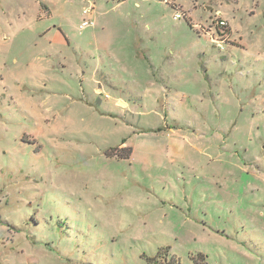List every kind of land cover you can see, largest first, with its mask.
I'll list each match as a JSON object with an SVG mask.
<instances>
[{
	"label": "rangeland",
	"instance_id": "obj_1",
	"mask_svg": "<svg viewBox=\"0 0 264 264\" xmlns=\"http://www.w3.org/2000/svg\"><path fill=\"white\" fill-rule=\"evenodd\" d=\"M43 2L0 0V264H264V0Z\"/></svg>",
	"mask_w": 264,
	"mask_h": 264
},
{
	"label": "trees",
	"instance_id": "obj_2",
	"mask_svg": "<svg viewBox=\"0 0 264 264\" xmlns=\"http://www.w3.org/2000/svg\"><path fill=\"white\" fill-rule=\"evenodd\" d=\"M221 21H223V20H220V19L218 20L219 28L217 27L218 34H220V36L222 35L220 32V28H224V26L220 25ZM132 151H133V149L131 147H126V148H121V152L119 154H118L117 149H114V150L110 151L108 153V155L111 157H116L115 155H118L119 158L126 159V158L130 157V155L132 154ZM122 153H125V154H122ZM170 250H171V248L169 246H166L164 248H160V250L158 251V253L155 256H148L146 253H143L142 258L150 264H157L158 262L160 264H175V263H177V259H175V258L169 259ZM199 258L202 259V261L204 262L203 264H206V262H205L206 258L204 255H199Z\"/></svg>",
	"mask_w": 264,
	"mask_h": 264
},
{
	"label": "built area",
	"instance_id": "obj_3",
	"mask_svg": "<svg viewBox=\"0 0 264 264\" xmlns=\"http://www.w3.org/2000/svg\"><path fill=\"white\" fill-rule=\"evenodd\" d=\"M92 9H93L92 7L88 8V9H85L84 10V14L88 15ZM181 17H182V14H180V13H178L176 15V18H181ZM92 25H94L93 20L91 18H87V20H85L83 22L82 27H87V26H92ZM220 25L225 27L226 26V22L225 21H221Z\"/></svg>",
	"mask_w": 264,
	"mask_h": 264
},
{
	"label": "crops",
	"instance_id": "obj_4",
	"mask_svg": "<svg viewBox=\"0 0 264 264\" xmlns=\"http://www.w3.org/2000/svg\"><path fill=\"white\" fill-rule=\"evenodd\" d=\"M44 3H45V2H43V0H42V6H43V7H44Z\"/></svg>",
	"mask_w": 264,
	"mask_h": 264
}]
</instances>
